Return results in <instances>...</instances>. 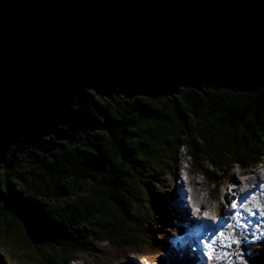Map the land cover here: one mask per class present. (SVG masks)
I'll list each match as a JSON object with an SVG mask.
<instances>
[{
  "label": "trees",
  "instance_id": "16d2710c",
  "mask_svg": "<svg viewBox=\"0 0 264 264\" xmlns=\"http://www.w3.org/2000/svg\"><path fill=\"white\" fill-rule=\"evenodd\" d=\"M100 95L104 128L67 126L72 144L63 138L41 149L26 144L23 151L34 149L39 164L0 171V264H14L1 239L13 248L26 243L36 253L28 257L33 264H81L102 258L105 246L125 259L151 255L139 249L159 256L174 218L168 192L183 147L191 167L211 169L217 185L235 167L248 171L263 158L264 85L244 91L202 83L133 99ZM253 249L249 263L264 264V242ZM177 255L167 257L169 264L191 259Z\"/></svg>",
  "mask_w": 264,
  "mask_h": 264
},
{
  "label": "water",
  "instance_id": "95a60500",
  "mask_svg": "<svg viewBox=\"0 0 264 264\" xmlns=\"http://www.w3.org/2000/svg\"><path fill=\"white\" fill-rule=\"evenodd\" d=\"M202 83L264 85V0H0L7 170L39 164L21 146L72 144L67 126L104 128L89 113L108 120L96 94L158 97Z\"/></svg>",
  "mask_w": 264,
  "mask_h": 264
},
{
  "label": "rangeland",
  "instance_id": "374dc122",
  "mask_svg": "<svg viewBox=\"0 0 264 264\" xmlns=\"http://www.w3.org/2000/svg\"><path fill=\"white\" fill-rule=\"evenodd\" d=\"M95 96L99 97L101 96L100 94H96ZM94 115L95 117L100 121V122H103L104 121V118L99 115L96 111H94ZM57 141L59 140H63V139H56ZM11 147L13 149H15L16 145H11ZM29 150V148H28ZM186 149L183 147L181 149V152H180V162L179 164L182 165V168L181 170L179 169V166H178V170L176 172V178H175V181H174V184L172 183L173 185V188L171 186V184L169 185L170 186V192H168L170 195H172V201L169 202V205L171 207V210H173V208H175V205L177 204L176 203V199H175V194L177 195V193H179V191H176L178 188H177V183H179V181L181 182L182 179L184 180V187L186 186V188H188L189 190H193L194 186H196L197 188V195L199 198L203 199L204 201H208L211 205V210H213V208L215 207V204L216 202L213 200V195H220V197L223 195L222 193L227 191L228 189L232 190L233 187L231 186H235V184H233V182H229V177L231 176H236L238 177V179L242 178L241 176H239V172L241 171L238 167H235L232 171H229V173L226 174V176L219 181V184H215V183H212V180L210 179V173H211V169H208V171H205L206 174H202L200 172H198L196 169H193L191 167V163L190 162H187L185 163V160L182 158L183 156V153ZM35 151L34 149L30 148V152H33ZM15 155L18 157V158H25L26 157V153H23L22 151H20L19 149H15L14 151ZM7 156H10L9 153H7ZM189 160V159H188ZM261 163H264V153H263V158L261 159V161L254 167V168H259V166L261 165ZM5 165L4 162H0V171L2 172L6 167H3ZM31 165L25 167V168H28V167H31ZM186 167H188V175L189 177L193 180V183L192 185L187 184V181H188V177H186ZM13 168H20L18 167L17 165H14ZM252 168V169H254ZM251 170V169H250ZM248 170V171H250ZM247 172V171H246ZM201 183H203V185H200ZM208 195H209V198H208ZM191 199V196H189L187 198V202L188 204L190 205V210H188V215L193 218V214H196L195 217L196 218H202L203 217V213L201 212L202 210L204 211L206 209V206L207 204H204V206H200L202 207L201 210L199 211L198 209H196L194 206V204L192 203V201L190 200ZM225 205H228V203H225ZM223 205L225 207V209H227V207ZM230 205V204H229ZM230 207V206H229ZM218 209V208H217ZM177 211V210H176ZM199 211V212H198ZM252 211V214L255 215L254 211L253 210H250L249 209V212ZM175 212V211H174ZM176 213V212H175ZM173 213V214H175ZM236 213H239V215L241 214V211H236ZM178 214V212L176 213ZM200 215V216H198ZM176 215H174L175 217ZM227 216V215H226ZM181 219L184 221V232L187 233L190 229H188L191 225H186L185 223V217L183 215H180ZM176 218H173L172 219V222L170 223V227L168 229H165L163 232L165 233L164 235H168L167 237H169V240L167 242H164L162 244V248L161 250L163 249L162 253H160V255L158 256V254L155 252L154 249H139L140 253L141 252H149L151 255L148 257V258H143L141 261L140 257H138L137 254H132L130 255L131 258L130 259H125V256L123 253H120L119 254V257L116 256L117 252L115 251L114 247H111V246H105V250L102 251L103 253V256L102 258L98 257V255H94V259L92 258H84V262H81V264H87L86 261H88V264H101L103 263V260H105V262H109L110 264H125L126 261L128 262V264H159L161 262V264H169V260L167 257H169L171 260H173L172 256L170 255L172 253V248H174L177 252V245H179V250L183 251L186 253V257H188V255H190V251H191V248H189L187 246V243H186V240L185 239H182V242L175 239L176 242H179L181 245H186V246H181L180 244H176L175 242H172V237L173 235L171 233H174L173 231L176 230V234H180L182 235V225L181 223H178V222H174ZM252 221V230H250V232L247 230V227H243L242 228H237L236 227V231L238 232L239 236H242V240H239V241H236L234 240V244L236 245H242L243 243L245 242H248V245L246 246L245 250L246 251H242V254H244L246 257H248V260L252 259L253 256H254V252H250L248 251L250 248H252L253 246L257 245L258 243H260L261 241L264 242V220H260V219H253L251 220ZM174 223V224H173ZM213 223V222H212ZM173 224V225H172ZM215 224V223H214ZM243 225H248V223L244 222ZM161 227V226H160ZM219 229V227H218ZM240 229H243V230H246V235L243 234V232H240ZM242 230V231H243ZM229 232V235L232 236L231 233H233V235L237 236L236 235V232L233 230V229H229L227 230ZM252 231V232H251ZM251 236H253L251 238ZM204 237V236H202ZM205 238V237H204ZM1 241H3L4 243H1L4 248H5V253L7 255V258L10 259L12 262H14V264H33V261H30L28 259V257H35L36 256V253L35 251H33L32 248L28 247L26 243H23V242H20L18 244V246H16L15 248L12 247V245H10L9 243L7 244L5 242L4 239H1ZM232 240H229L228 244L231 243ZM226 244V243H225ZM235 245H232V247L230 248L229 245H227L226 247H228L230 250H233L234 253H236L238 256L242 257V254L240 253H237L239 250L237 247H239V249H241L240 246H235ZM250 246V247H249ZM157 250V249H156ZM170 253V254H169ZM203 253V251H202ZM49 253H45V256L48 255ZM205 255V257L207 258L206 254H205V251L203 253ZM102 255V254H101ZM164 255L166 256L165 258ZM185 255V254H184ZM182 255V256H184ZM163 258V260H162ZM103 259V260H102ZM162 260V261H161ZM142 262V263H141ZM235 260H232V261H227V262H223V264H237ZM78 263V262H76ZM80 264V263H79ZM106 264V263H104Z\"/></svg>",
  "mask_w": 264,
  "mask_h": 264
},
{
  "label": "bare ground",
  "instance_id": "6f19581e",
  "mask_svg": "<svg viewBox=\"0 0 264 264\" xmlns=\"http://www.w3.org/2000/svg\"><path fill=\"white\" fill-rule=\"evenodd\" d=\"M229 182H234V195L230 194V190L228 189L227 191L223 192L222 194V201L223 205L225 203L231 204L232 201H235L236 204L239 205L237 208H227L226 211L221 212V220L222 217L224 218V221H228L229 223H233L235 227L237 228H242L247 227V230L250 232L252 230V221L254 218L255 219H262L264 220V187H261L260 185L264 183V163H261L259 168H254L251 169L250 171H245L243 178H239L236 176H231L229 177ZM187 184L189 186L194 184L193 180L188 177ZM184 180L179 183H177V190L179 193L177 195L175 194V199H176V205H175V210H177L179 215H183L185 217V223L186 225H191L192 227L194 226H199L203 227L200 228L202 231H199L200 236H204L205 239L211 244V247H209V252L208 254L211 255V258L215 261H220L221 263L227 262V261H232L235 260L236 263L239 261L238 260V255L234 253L233 250H230L227 245L231 248L232 245L234 244L233 241V233L232 236L229 235L228 231H225L223 229H218L219 225L212 223L210 220H206L208 218L203 217L196 218L195 215L193 214V218H191L188 215V210H190V205L187 202V198L191 196V201L196 206L195 208L198 209L199 211L201 210L204 204L206 206V209L201 211L203 214L205 211H210L209 216L213 217V213L210 208L211 205L208 201H204L203 199L199 198L197 195V188L194 186L193 190H189L184 187ZM200 185H203L201 183ZM243 188L245 191L241 192L240 189ZM250 197V198H249ZM243 204V207H240V205ZM250 210H253L255 212L254 216L248 215V212ZM198 211V212H199ZM236 211H241V214L238 216H233L235 215ZM225 214V216H224ZM227 215V216H226ZM200 216V215H198ZM228 219V220H227ZM246 222L248 225H243V223ZM210 228L211 230H214V232H210L208 230ZM188 229H191L190 227ZM223 231V233L219 234L218 232ZM246 232V230H243V233ZM252 232V231H251ZM242 237V236H241ZM229 240H232L231 243L228 244ZM226 243V244H225ZM237 246V245H235ZM240 258V257H239ZM163 260V259H162ZM143 261V260H142ZM235 263V262H234ZM233 264V263H232Z\"/></svg>",
  "mask_w": 264,
  "mask_h": 264
},
{
  "label": "clouds",
  "instance_id": "9594fccd",
  "mask_svg": "<svg viewBox=\"0 0 264 264\" xmlns=\"http://www.w3.org/2000/svg\"><path fill=\"white\" fill-rule=\"evenodd\" d=\"M182 158L185 160V163H187V162H190L188 159H189V157L187 156V151L185 150L184 151V153H183V156H182ZM181 168H182V165H180L179 166V169L181 170ZM186 171V177L185 178H187V177H189V175H188V173H189V171H188V167H186V169H185ZM241 170V169H240ZM244 173H245V171H240L238 174H239V176H241L242 178H243V176H244ZM234 183V182H233ZM231 187H233L232 188V190H234V186H231ZM230 190H231V188H230ZM230 193L232 192V191H229ZM208 198H209V195H208ZM213 200L216 202V204H215V207L213 208V211H212V213L213 214H215L216 213V215H214L216 218H217V221H219V212H221V211H218V207H216V206H218V205H222V212L223 211H226L227 209H225V207L223 206V203H221V201H222V196L220 197V195H213ZM250 198V197H249ZM217 200V201H216ZM225 205V204H224ZM226 206V205H225ZM227 207V206H226ZM168 208H169V210L172 212V214L173 213H177V211L173 208V210L175 211H172L171 210V207H170V205L168 206ZM228 209H230L229 207H227ZM173 214V217H174V215H176L174 218H176L175 220H174V222H178V223H181V224H183L181 227H182V233H183V235L182 236H180L179 234V236L176 234V230H174L173 232L174 233H171L172 235H173V237H172V242H175L176 244H180L179 242H176V240L175 239H177V240H179V241H181L182 242V239H185L188 235H192V236H194V233H196V231H194L193 229H194V227H192V226H190V230L187 232V233H185L184 232V221L181 219V217H180V215L179 214ZM255 213V212H254ZM217 216H219V217H217ZM222 219L224 220V218L222 217ZM206 220H210L211 222H214L215 224H217L216 223V221L214 220V218H208V219H206ZM231 228H233V230L236 232V235L237 236H235L234 235V237H233V241L234 240H236V241H239V240H242V237L241 236H239V234H238V232L236 231V227L234 226V227H231ZM171 229V228H170ZM219 229H222L221 228V226L219 225ZM224 230V229H223ZM228 230V229H227ZM227 230H225V231H227ZM243 229H240V232H243L242 231ZM198 232L199 231H202V229H198L197 230ZM193 232V233H192ZM243 234H245L246 235V233H243ZM183 236L185 237V238H183ZM189 237V236H188ZM253 236H251V238H252ZM186 240V239H185ZM263 241H261L260 243H262ZM259 244V243H258ZM181 245V244H180ZM237 245V244H236ZM248 245V242H245V243H243L242 245H237V246H240L241 247V249H239V247H237L238 248V252L237 253H240V254H242V251H246L245 250V248H246V246ZM181 246H186V245H181ZM187 246L189 247V248H191V251H190V255H188L191 259H190V261H187V263L186 264H206V262H205V260L203 259V257L201 256V254H202V250H201V248L199 249V247L198 246H196V245H192V244H190V243H188L187 242ZM250 247V246H249ZM254 247V246H253ZM253 247L252 248H250L248 251H250V252H254L255 253V249H253ZM172 252H174V257L177 255V252H181L182 253V255H184V254H186L185 252H183V251H181V250H179V245H177V252H176V250L174 249V248H172ZM181 255V256H182ZM178 256V255H177ZM174 257H173V259H174ZM240 257V256H239ZM238 257V262H237V264H250L249 263V260H248V257H246L244 254H242V257H240L239 258ZM141 259V261H142V259L143 258H140ZM212 262H213V264H223V263H221L220 261H215V260H213L212 259ZM236 262V261H235ZM142 263V262H141ZM161 263V262H160ZM159 263V264H160ZM71 264H77L75 261H73V262H71Z\"/></svg>",
  "mask_w": 264,
  "mask_h": 264
},
{
  "label": "snow or ice",
  "instance_id": "6c2138e0",
  "mask_svg": "<svg viewBox=\"0 0 264 264\" xmlns=\"http://www.w3.org/2000/svg\"><path fill=\"white\" fill-rule=\"evenodd\" d=\"M260 186H261V187H264V183H262ZM240 191H241V192H244L245 190H244L243 188H241ZM236 206H237V205H236V202H235V201H232L231 204H230V207L234 209V208H236ZM243 206H244L243 204L240 205V207H243ZM238 215H239V213H236V214L233 216V218H235V216H238ZM209 247H211V245H209Z\"/></svg>",
  "mask_w": 264,
  "mask_h": 264
},
{
  "label": "flooded vegetation",
  "instance_id": "af4514ba",
  "mask_svg": "<svg viewBox=\"0 0 264 264\" xmlns=\"http://www.w3.org/2000/svg\"><path fill=\"white\" fill-rule=\"evenodd\" d=\"M36 167H39V165H35Z\"/></svg>",
  "mask_w": 264,
  "mask_h": 264
}]
</instances>
